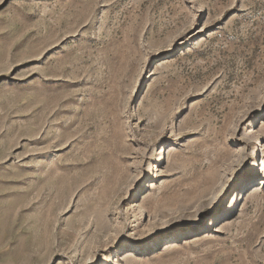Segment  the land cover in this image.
<instances>
[{"label": "rangeland", "instance_id": "obj_1", "mask_svg": "<svg viewBox=\"0 0 264 264\" xmlns=\"http://www.w3.org/2000/svg\"><path fill=\"white\" fill-rule=\"evenodd\" d=\"M262 121L264 0H0V264H264Z\"/></svg>", "mask_w": 264, "mask_h": 264}, {"label": "bare ground", "instance_id": "obj_2", "mask_svg": "<svg viewBox=\"0 0 264 264\" xmlns=\"http://www.w3.org/2000/svg\"><path fill=\"white\" fill-rule=\"evenodd\" d=\"M262 123H263L262 127H264V121H262ZM258 187L259 186H257V184L255 183L254 186L249 190V191H251L250 195L257 193L259 191ZM150 188H151V186L148 185L147 189H150ZM123 255H126V257L123 258L122 261H124L125 259H128L129 257H131L132 254H131V251H126Z\"/></svg>", "mask_w": 264, "mask_h": 264}]
</instances>
